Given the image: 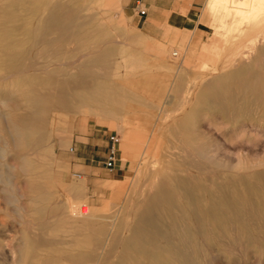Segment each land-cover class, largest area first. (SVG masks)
<instances>
[{
	"label": "rangeland",
	"instance_id": "rangeland-1",
	"mask_svg": "<svg viewBox=\"0 0 264 264\" xmlns=\"http://www.w3.org/2000/svg\"><path fill=\"white\" fill-rule=\"evenodd\" d=\"M49 2L0 0V264H264V58L236 62L248 39L216 37L211 0L184 31Z\"/></svg>",
	"mask_w": 264,
	"mask_h": 264
},
{
	"label": "bare ground",
	"instance_id": "bare-ground-1",
	"mask_svg": "<svg viewBox=\"0 0 264 264\" xmlns=\"http://www.w3.org/2000/svg\"><path fill=\"white\" fill-rule=\"evenodd\" d=\"M42 1V0H41ZM209 1V0H208ZM51 2V0H50ZM49 2V3H50ZM52 4V3H51ZM64 4V3H63ZM43 6V5H42ZM41 6V7H42ZM44 10V9H43ZM41 11V10H40ZM39 11V12H40ZM208 12L210 14V17H211V20H212V26L213 28L215 29V32L216 34L213 33V35H216V37H219V39L223 40L224 42H227L230 40V38H233L235 37L237 40L239 37H242L245 39L247 38L248 40L246 45L244 46L243 49L241 50H238L237 52V58L235 60H237L236 62H238L239 60L242 62V63H247V64H252V65H262L263 63V58H264V0H211V2H209V7H208ZM48 13V12H47ZM40 14V13H39ZM22 16V15H21ZM27 16V15H26ZM25 16V17H26ZM80 16V15H79ZM41 17V16H40ZM17 18V17H16ZM23 20V19H22ZM211 26V27H212ZM33 30V29H32ZM238 37V38H237ZM234 39V40H236ZM241 39V38H240ZM235 42V41H234ZM236 43V42H235ZM226 45V43H225ZM235 45V44H234ZM53 47V46H52ZM232 47V46H230ZM235 47V46H234ZM43 50V49H42ZM230 54V53H229ZM228 55V54H226ZM228 60V59H227ZM235 62V61H234ZM134 64V63H133ZM230 64V63H229ZM233 64V63H232ZM237 64V63H235ZM204 66V65H202ZM225 66V65H224ZM220 68V67H219ZM228 69V68H227ZM214 70V69H213ZM37 81V80H36ZM39 81V80H38ZM30 82H34V81H30ZM35 84V83H34ZM33 85V84H32ZM43 86V85H42ZM46 88V87H45ZM55 89V88H54ZM43 90V89H42ZM49 90V89H48ZM57 90V89H56ZM51 91V90H49ZM55 91V90H53ZM46 92V91H45ZM229 92V91H228ZM43 96V94L41 95ZM50 96V95H49ZM39 99V98H38ZM37 99V100H38ZM47 99V97H46ZM187 99H185L186 101ZM35 102V101H34ZM187 102V101H186ZM36 103V102H35ZM5 104V103H4ZM188 104V103H187ZM6 105V104H5ZM31 107V106H30ZM54 107V106H53ZM28 108V107H27ZM26 110V109H25ZM44 110V109H43ZM11 112V111H10ZM9 112V116L11 117V114ZM12 113V112H11ZM16 114V113H14ZM22 115V114H21ZM8 116H6L7 118ZM9 119V118H8ZM8 122V121H7ZM11 123V122H9ZM10 125V124H8ZM15 125V123L13 124ZM11 126V125H10ZM13 128V126H11ZM10 127V128H11ZM236 130V129H235ZM13 131V129H12ZM11 131V133H12ZM6 133V132H5ZM9 133V132H8ZM15 134V135H13ZM12 135L13 136H18L19 137V143L21 146L24 145V130L21 126H15V133H13ZM10 135V134H9ZM248 136V135H247ZM11 138V137H10ZM9 138V139H10ZM15 138V137H13ZM15 140V139H14ZM23 140V141H22ZM12 141V140H11ZM17 141V140H16ZM179 141V140H178ZM182 142V141H181ZM11 143V142H9ZM180 143V142H179ZM12 144V143H11ZM11 144L9 145V147L6 145V147L8 148H11ZM17 145V143H16ZM28 145V144H27ZM183 145V143H182ZM25 146V145H24ZM181 146V145H180ZM188 146V145H187ZM5 147V148H6ZM170 147V146H169ZM4 148V149H5ZM172 148V147H171ZM185 148V147H184ZM16 149V148H15ZM175 149V148H173ZM183 149V148H182ZM186 149V148H185ZM203 150L201 151V154H202ZM10 153V152H9ZM4 154V153H3ZM179 155V154H177ZM208 155V154H206ZM25 157V156H24ZM27 157H25L26 159ZM31 158V157H30ZM23 159V158H22ZM29 163H33V162H29ZM28 165V163H27ZM157 165V164H156ZM24 166V165H23ZM28 168V167H27ZM23 170V169H22ZM34 170V169H33ZM31 170V171H33ZM29 172V171H28ZM197 176V175H196ZM201 177V176H200ZM181 178V177H180ZM6 179V178H5ZM183 179V178H182ZM201 179V178H200ZM208 180V179H207ZM7 181V179H6ZM204 181V180H203ZM196 182V181H195ZM7 184V183H6ZM181 184V183H180ZM254 186V185H253ZM261 187V186H259ZM205 188V187H204ZM206 189V188H205ZM250 189V188H249ZM255 190V189H254ZM195 191V190H194ZM218 191V190H217ZM220 191V190H219ZM186 192V191H185ZM12 193V192H11ZM196 193V192H195ZM236 193V192H235ZM187 194V192H186ZM204 194V193H203ZM162 195V194H161ZM189 195V194H188ZM187 195V196H188ZM191 195V194H190ZM195 195V194H194ZM205 195V194H204ZM222 195V194H221ZM160 196V195H159ZM254 196V195H253ZM189 197V196H188ZM210 197V196H209ZM157 198V197H156ZM159 198V197H158ZM241 198V197H240ZM239 198V199H240ZM255 198V197H254ZM264 198V197H263ZM161 199V198H160ZM248 199V197H247ZM253 199V198H252ZM163 200V199H162ZM166 200V199H165ZM192 200V199H191ZM164 201V200H163ZM174 201V200H172ZM196 201V199H195ZM203 201V200H202ZM200 201V202H202ZM162 202V201H161ZM165 202V201H164ZM163 202V203H164ZM209 202V201H208ZM156 203V202H155ZM174 203V202H173ZM258 203V202H257ZM219 204V203H217ZM205 205V204H204ZM210 205V204H209ZM253 205V204H252ZM150 206V205H149ZM175 206H176V203H175ZM178 206V205H177ZM207 206V205H206ZM246 206V205H245ZM257 206V205H256ZM155 207V206H154ZM166 207V206H165ZM218 207H220V205H218ZM141 208V207H140ZM159 208V207H158ZM181 208V207H180ZM207 208V207H206ZM252 208V206H251ZM171 209V208H170ZM256 209V208H255ZM258 209V208H257ZM262 209V208H261ZM140 210V209H139ZM183 210V209H182ZM187 210V209H186ZM248 211V210H247ZM251 211V210H250ZM167 212V211H166ZM177 212V211H176ZM191 212V211H190ZM227 212V211H226ZM262 213V212H261ZM253 214V213H252ZM178 215H180L178 213ZM210 215V214H209ZM218 215V214H217ZM260 215V214H259ZM258 215V216H259ZM168 216V215H167ZM187 216V215H186ZM192 216V215H191ZM212 216V215H211ZM214 216V215H213ZM248 216V215H247ZM171 217V216H170ZM183 217V216H182ZM194 217V216H193ZM164 218V217H163ZM179 217H177L178 219ZM195 218V217H194ZM208 218V217H207ZM211 218V217H209ZM253 218V217H252ZM185 219V218H184ZM187 219V218H186ZM213 219V218H212ZM230 219H231V216H230ZM165 220V219H164ZM169 220V218H168ZM192 220V219H191ZM195 220V219H194ZM197 220V219H196ZM215 220V219H214ZM233 220V219H232ZM250 220V219H249ZM87 220H85L86 222ZM138 221V220H137ZM181 221V220H180ZM216 221V220H215ZM222 221V220H221ZM248 221V220H247ZM252 221V220H251ZM253 221L254 218H253ZM262 221V220H261ZM84 222V221H83ZM140 222V221H138ZM142 222V221H141ZM150 222V221H149ZM168 222V221H167ZM193 222V221H192ZM197 222V221H196ZM211 222V221H210ZM246 222V221H245ZM258 222V221H257ZM151 223V222H150ZM170 223V222H169ZM179 223V222H178ZM206 222H204L205 224ZM227 223V222H225ZM147 224V223H146ZM190 224V223H189ZM215 224V223H214ZM213 224V225H214ZM233 224V223H231ZM256 223H254L255 225ZM136 225V224H135ZM188 225V223H187ZM198 225V224H197ZM212 225V224H211ZM216 225V224H215ZM220 225V224H219ZM227 225V224H226ZM258 225V224H256ZM73 226V225H72ZM152 226V225H151ZM176 226H177V222H176ZM192 226V225H191ZM200 226V225H198ZM210 226V225H208ZM207 226V227H208ZM217 226V225H216ZM221 226V225H220ZM223 226V225H222ZM243 226V225H242ZM141 227V226H140ZM195 227V226H194ZM213 227V226H212ZM210 227L211 230L215 227ZM219 227V226H218ZM224 227V226H223ZM227 227V226H226ZM225 227V228H226ZM142 228V227H141ZM144 228V227H143ZM146 228V227H145ZM166 228V227H165ZM164 228V229H165ZM169 228H171L169 226ZM200 228V227H198ZM217 228V227H216ZM245 228V227H244ZM243 228V230H244ZM79 229V228H78ZM136 229V228H135ZM149 229V228H148ZM192 229V228H191ZM264 229V227H263ZM153 230V229H152ZM156 230V229H155ZM170 230V229H169ZM218 230V229H217ZM238 230V229H237ZM242 230V229H241ZM246 230V229H245ZM176 231V230H175ZM179 231V230H178ZM219 231V230H218ZM222 231V230H221ZM239 231V230H238ZM153 232V231H152ZM151 232V233H152ZM156 232V231H155ZM164 232V231H162ZM207 232V231H206ZM233 232V231H232ZM246 232V231H245ZM253 232V230H252ZM186 233V232H185ZM189 233V232H188ZM193 233V232H191ZM263 233V232H262ZM10 234V233H9ZM146 234V233H145ZM150 234V233H148ZM154 234V233H153ZM184 234V233H183ZM217 234V233H216ZM224 235V233H222ZM237 234V233H236ZM246 234V233H245ZM249 234V233H248ZM128 235V233H127ZM147 235V234H146ZM152 235V234H151ZM221 235V233H220ZM222 235V236H223ZM126 236V235H125ZM184 236V235H183ZM194 236V235H193ZM200 236V235H199ZM219 236V235H218ZM217 236V237H218ZM256 236V235H255ZM152 237V236H151ZM162 237V235H161ZM168 237V235L166 236ZM264 237V236H263ZM150 238V237H149ZM203 238V237H202ZM227 238V237H226ZM186 239V238H185ZM190 239V237H189ZM206 239V238H204ZM208 239V238H207ZM225 239V238H224ZM90 240V239H89ZM93 240V239H92ZM152 240V239H151ZM155 240V239H154ZM160 240V239H159ZM188 240V239H187ZM191 240V239H190ZM196 240V239H195ZM213 240V239H212ZM124 241V240H123ZM149 241V240H148ZM180 241V240H179ZM194 241V240H193ZM218 241V240H217ZM226 241H229L230 240H227ZM242 242V240H240ZM248 241V240H246ZM253 241V240H252ZM264 241V240H263ZM262 241V242H263ZM87 242H89L87 240ZM96 242V240L94 241ZM126 242V240H125ZM140 242V241H139ZM147 242V241H146ZM189 242H192L189 241ZM214 242V241H213ZM85 243V242H84ZM93 243V242H92ZM97 243V242H96ZM121 243V242H120ZM148 243V242H147ZM209 243V242H208ZM217 243V242H216ZM109 244V243H108ZM125 244V243H124ZM158 244V243H157ZM160 244V243H159ZM227 244V243H226ZM248 244V243H247ZM91 245V243H90ZM127 245V244H126ZM144 245V244H143ZM186 245V244H185ZM200 245V244H199ZM215 245V244H214ZM222 245V244H221ZM244 245V244H243ZM255 245V244H254ZM109 246V245H108ZM192 246V244H191ZM201 246V245H200ZM251 246V244L249 245ZM87 247V246H86ZM143 247V246H142ZM141 247V249H142ZM158 247V246H157ZM162 247V246H161ZM183 247V246H181ZM223 247V246H222ZM228 247V245H227ZM226 247V248H227ZM241 247V246H240ZM248 247V246H247ZM184 248V247H183ZM263 248V247H262ZM140 249V250H141ZM151 249V248H150ZM182 249V248H181ZM201 249V248H200ZM200 249H197V250H200ZM224 249V248H223ZM11 250V249H10ZM121 250V249H120ZM136 250V249H135ZM244 250V249H243ZM247 251V249H245ZM28 251V249H27ZM75 251H77V249H75ZM81 251V250H80ZM85 251V250H83ZM112 251V250H111ZM139 251V250H138ZM193 250H191V248H186L185 250H182L180 251L179 249H177V252H180V255H179V262H180V258L181 260L184 261V263H180V264H205L203 263L202 261L198 260V255L196 256L195 253L192 252ZM102 252V251H101ZM104 252V251H103ZM106 252V251H105ZM131 252V250L129 251V248H126L125 250L123 249V252L121 255H119L118 257L123 259L125 257V255H129ZM142 252V251H141ZM148 252V251H147ZM209 252V251H208ZM207 252V253H208ZM244 252V251H243ZM242 252V253H243ZM7 253V252H6ZM13 253V252H12ZM16 253V252H15ZM140 253V252H139ZM205 253V252H204ZM211 253V252H210ZM228 253V252H227ZM245 253V252H244ZM247 253V252H246ZM35 254V253H34ZM83 254V253H82ZM85 254V253H84ZM115 254V253H114ZM149 254V253H148ZM159 254V253H158ZM254 254V253H253ZM7 255V254H6ZM5 255V256H6ZM36 255H39V254H36ZM140 255V254H139ZM214 255V254H213ZM219 255V254H218ZM221 255V254H220ZM245 255V254H244ZM261 255V254H260ZM4 256V255H3ZM2 256V257H3ZM14 258L16 255H13ZM102 256V255H101ZM176 256V255H175ZM174 256V257H175ZM203 256V255H202ZM207 256V255H206ZM241 256V255H240ZM252 256V255H251ZM255 256V255H254ZM1 257V256H0ZM80 257V256H79ZM86 257V256H85ZM117 257V256H116ZM128 257V256H127ZM130 257V256H129ZM245 257V256H244ZM257 257V255H256ZM260 257V256H259ZM9 258V257H8ZM26 258V257H25ZM35 258V257H33ZM37 258V257H36ZM133 258V257H132ZM139 258V257H137ZM147 259V257H144ZM207 258V257H206ZM258 258V257H257ZM13 259V258H12ZM16 259V258H15ZM134 259V258H133ZM208 259V258H207ZM220 259H224L225 258H220ZM229 259V258H228ZM227 259V260H228ZM256 259V258H255ZM5 260V259H4ZM26 260V259H25ZM136 261V259H134ZM139 260V259H138ZM22 261V260H21ZM163 261V260H161ZM213 261V260H212ZM11 262V261H10ZM116 262V261H115ZM127 262V261H126ZM143 262V261H142ZM150 262V261H149ZM148 262V263H149ZM178 262V263H179ZM223 262V261H222ZM241 262V261H240ZM244 262V261H243ZM81 263V262H80ZM118 263V262H116ZM120 263V261H119ZM171 263V262H170ZM231 263V262H230ZM14 264V263H12ZM21 264V263H20ZM129 264V263H128ZM140 264V262L138 263ZM176 264V263H175ZM207 264V263H206ZM242 264V262H241ZM247 264V263H246Z\"/></svg>",
	"mask_w": 264,
	"mask_h": 264
},
{
	"label": "crops",
	"instance_id": "crops-1",
	"mask_svg": "<svg viewBox=\"0 0 264 264\" xmlns=\"http://www.w3.org/2000/svg\"><path fill=\"white\" fill-rule=\"evenodd\" d=\"M126 11L134 10L136 15L139 13L140 7H145L148 11L155 13L161 18L168 27L176 28L184 31L189 27L190 12L192 8L197 7L198 0H125ZM141 6H140V4ZM133 6V8H132ZM146 14V15H147ZM146 15H142L146 16ZM109 145V143H108Z\"/></svg>",
	"mask_w": 264,
	"mask_h": 264
},
{
	"label": "built area",
	"instance_id": "built-area-1",
	"mask_svg": "<svg viewBox=\"0 0 264 264\" xmlns=\"http://www.w3.org/2000/svg\"><path fill=\"white\" fill-rule=\"evenodd\" d=\"M140 6H141V4H140ZM139 13L141 15H146L147 14V9L142 6L139 9ZM110 139L112 140V145H111L109 154H108V156L106 158L105 166L111 169V168L115 167L116 162H117V151H116L115 144L119 141V138L116 135H112Z\"/></svg>",
	"mask_w": 264,
	"mask_h": 264
}]
</instances>
